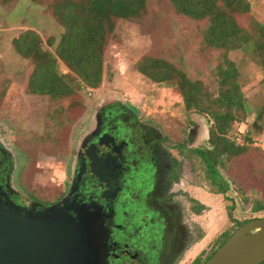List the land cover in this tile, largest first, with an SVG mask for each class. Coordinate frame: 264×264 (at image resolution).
<instances>
[{
    "label": "rangeland",
    "instance_id": "374dc122",
    "mask_svg": "<svg viewBox=\"0 0 264 264\" xmlns=\"http://www.w3.org/2000/svg\"><path fill=\"white\" fill-rule=\"evenodd\" d=\"M246 1L250 13L239 19L240 24L246 27L255 21L264 25V0ZM148 12V18L141 24L117 23L108 41L101 85L80 92L84 111L63 128L60 147L53 149L48 142H38L47 133L52 103L46 97L27 93L32 65L17 53L14 42L31 31L39 36L44 50L53 52L48 41L57 43L63 29L46 0H40L39 4L32 0L0 1V140L12 153L16 169L14 186L21 196L48 200L57 192L65 178L70 151L103 103L119 101L130 105L140 117L180 142H186L193 133L190 150L209 148V118L186 112L176 90L153 83L137 71L136 64L143 57H157L179 66L191 78L208 83L217 55L209 56L202 51V24L177 16L167 0H150ZM241 47L229 59L240 74L239 83L245 96L240 112L245 118L232 127L228 137L247 150L218 169L230 187L225 196L213 193L199 159L190 157L185 162L189 175L185 182L200 188L188 190L204 205V211L192 216V224L200 228V233L180 264H191L201 251L202 257L210 256L221 236L234 231L238 223L264 218V69L252 56L250 45ZM59 67L63 74H68L61 63ZM259 115L262 127L257 134L252 125ZM259 205L263 210L254 212Z\"/></svg>",
    "mask_w": 264,
    "mask_h": 264
},
{
    "label": "trees",
    "instance_id": "16d2710c",
    "mask_svg": "<svg viewBox=\"0 0 264 264\" xmlns=\"http://www.w3.org/2000/svg\"><path fill=\"white\" fill-rule=\"evenodd\" d=\"M32 1L39 4L40 0ZM149 1L46 0L48 9L63 29L57 43L52 39L48 41V46L54 51L44 50L39 36L31 31L14 42L17 53L32 65L27 93L46 97L52 103L47 133L39 137L38 142H48L53 149L60 147L63 128L70 125L74 117L80 118L84 111L80 92L98 89L102 83L105 53L117 23H143L148 18ZM167 2L177 16L202 24V51L209 56L217 55L209 82L193 79L179 66L157 57H143L136 64V69L153 83L176 90L182 97L186 112H196L209 118V148L196 149L193 154L203 163L213 193L225 196L230 187L218 169L247 150L228 137L232 127L245 118L240 112L245 102L239 83L240 74L229 55L243 45H250L252 56L264 69V25L255 21H250L246 27L240 24L239 19L250 13L246 0ZM59 63L68 70V74H63ZM261 120L262 116H257L252 125L257 134L262 127ZM246 139L252 141L249 135ZM262 210V205L253 209L254 212ZM250 221L253 220L238 223L231 233L225 232L210 256L204 260L199 258L194 264H207L231 235Z\"/></svg>",
    "mask_w": 264,
    "mask_h": 264
},
{
    "label": "flooded vegetation",
    "instance_id": "af4514ba",
    "mask_svg": "<svg viewBox=\"0 0 264 264\" xmlns=\"http://www.w3.org/2000/svg\"><path fill=\"white\" fill-rule=\"evenodd\" d=\"M87 129L48 200L21 196L12 153L0 140V200L35 213L60 205L81 217L92 248L86 264H180L199 237L192 216L204 211L185 182V162L196 157L193 133L180 142L119 101L99 105ZM203 252L191 264L206 259Z\"/></svg>",
    "mask_w": 264,
    "mask_h": 264
},
{
    "label": "water",
    "instance_id": "95a60500",
    "mask_svg": "<svg viewBox=\"0 0 264 264\" xmlns=\"http://www.w3.org/2000/svg\"><path fill=\"white\" fill-rule=\"evenodd\" d=\"M60 205L26 212L0 200V264H86L92 248L84 220ZM264 218L239 227L207 264H263Z\"/></svg>",
    "mask_w": 264,
    "mask_h": 264
}]
</instances>
